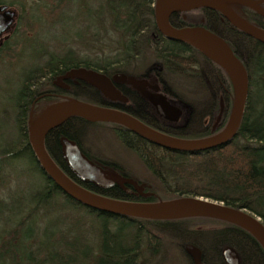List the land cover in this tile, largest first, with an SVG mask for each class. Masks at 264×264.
<instances>
[{
	"label": "trees",
	"instance_id": "trees-1",
	"mask_svg": "<svg viewBox=\"0 0 264 264\" xmlns=\"http://www.w3.org/2000/svg\"><path fill=\"white\" fill-rule=\"evenodd\" d=\"M257 1L264 8V0ZM64 2V8L79 6L78 13L83 16L80 23L86 22L84 31L93 30L95 44L104 38L99 31L105 26L118 34L117 42L111 41L116 46H109L116 53L110 57L101 52L102 56L93 60L69 50L63 56L49 55L43 64L22 63L25 65L20 77L11 88L12 93L5 97V107L9 110L6 116L9 114L13 120L7 118L9 123L1 122V125H13L19 138L8 145L0 144V207H8L10 213L20 218L0 221L9 224L0 233V264H166L171 246L183 255L187 264H194L185 250L187 245L196 248L205 264H224L221 251L225 246L238 252L242 264H264L260 242L237 224L210 215L145 218L100 211L65 194L43 172L25 137L28 125L35 121L36 109L42 106L43 112L69 99L96 104L101 101L98 91L81 79L70 90L58 86L54 79L69 69L82 66L107 74L123 72L133 78L149 74L152 82L161 85L187 113L184 118L189 116L187 127L169 128L178 138L199 134L207 137L221 131L233 104V81L229 73L202 50L165 37L156 23L155 0ZM234 5L230 6L234 12L264 29L263 16L242 3ZM76 20L80 19L64 18L65 23L71 21L74 26ZM168 20L176 28L198 27L220 37L245 67L247 96L235 136L219 146L183 150L143 138L136 142L126 130L112 129L122 145L143 160L150 176L134 180L126 169H120L137 182L140 191L97 193L136 202L203 197L231 208H243L264 224V43L229 23L217 9L207 6L171 13ZM19 21L17 16L14 33ZM84 88L92 94L84 93ZM216 113L222 114L219 123L215 120ZM202 114L206 118L212 116L206 128L200 126ZM94 125L97 124L71 117L61 132L55 129L46 134L47 153L53 161L63 164L58 150L59 136L81 147L84 143L81 131ZM18 159L25 160L26 170L33 175L34 188L24 189L21 203L11 208L17 202L10 191L9 165ZM84 186L97 190L87 183ZM36 215L43 221H33ZM52 218L55 221H49Z\"/></svg>",
	"mask_w": 264,
	"mask_h": 264
},
{
	"label": "water",
	"instance_id": "water-1",
	"mask_svg": "<svg viewBox=\"0 0 264 264\" xmlns=\"http://www.w3.org/2000/svg\"><path fill=\"white\" fill-rule=\"evenodd\" d=\"M225 1L242 3L264 17V8L257 0H156L154 4L156 23L160 32L170 39L185 41L205 52L216 63L229 73L233 81V104L228 121L224 128L211 136L199 139H186L168 136L149 128L136 118L124 112L92 104L83 100L69 99L56 106L47 116L43 115L30 125L29 139L34 156L43 172L53 179L58 187L70 197L85 205L108 213L145 217V218H174L187 215H210L237 224L249 231L264 249V224L259 217L251 212L239 208L225 206L221 202L197 196H182L172 199H163L153 202H136L110 198L94 193L76 183L67 175L49 156L44 145V135L51 129L61 125L72 116H80L87 121H108L123 124L148 140L170 149L197 150L206 147L219 146L228 143L235 136L239 126L241 114L247 96V73L243 64L238 60L232 48L220 37L202 28H174L168 22L171 13L186 11L198 6H207L217 9L223 17L238 29L264 43V29L248 22ZM16 11L5 6H0V31L14 24ZM203 31L210 41L201 40L190 32ZM67 77L81 79L99 88L104 94L120 96V92L112 85V81L125 80L123 74H116L111 79L105 74L84 67L72 68L56 80L60 82ZM55 80V83L57 82ZM112 80V81H111ZM146 80H133L132 84L140 88L144 95L156 106L157 112L170 119H177L181 110L165 101L162 95L149 93L144 90ZM157 90L158 88H154ZM70 168L74 172L89 173L91 167L74 151L70 144L67 147ZM109 180L121 185L130 180L118 176H110ZM190 206L193 211L181 214H163L158 212L164 209ZM194 261V264H204L200 260L199 252L192 245L185 248ZM225 264H240L238 252L231 246L222 249Z\"/></svg>",
	"mask_w": 264,
	"mask_h": 264
},
{
	"label": "rangeland",
	"instance_id": "rangeland-1",
	"mask_svg": "<svg viewBox=\"0 0 264 264\" xmlns=\"http://www.w3.org/2000/svg\"><path fill=\"white\" fill-rule=\"evenodd\" d=\"M64 1L66 0H4L6 4H11V6L14 7L20 21L14 37L11 38V42L14 44L10 45V48L0 51L1 145H8V143L17 141L19 138V134L15 127L13 128V125H1V122L9 123L6 120L7 118H9L10 122L13 120V118H10L9 114L8 117L6 116V113L9 110L5 107V104L7 103L5 97L12 93L11 88L16 85V82L20 77V71L25 65L22 63L32 62L35 65L43 64L49 55L55 54L63 56L69 50H71L76 56L93 60L102 56L101 52L104 53V56L110 57L116 53L111 48L116 45L111 44V41L116 39L115 41L117 42L118 34H115L110 27L105 26L104 30L99 31L104 38L102 41L95 44L92 38L93 30L89 31L88 28L84 31L83 28L85 27L84 24L86 22L84 21L83 23H80L83 16L81 13H78L79 6L73 4L70 7L64 8ZM225 2L233 7L236 3L233 1ZM66 16L76 17L80 20H76L74 26L71 21L65 23L64 18ZM66 25L68 27L70 25L69 32L67 31ZM19 53L23 54V56H20ZM83 91L84 93L92 94L88 88H84ZM56 104L48 107L43 112L42 110L44 107L40 109L42 107L40 106L34 112L33 117L37 120L43 115L47 116L48 113L54 109L52 107L56 106ZM186 115L187 113L185 112L184 116ZM220 116L221 114L218 117ZM110 127L111 126L107 124L87 126L85 131H81V138L84 141L85 146L101 157V159H109V161L114 160L120 167H124V169L135 178L134 180L148 178L150 174L148 173L143 160H140L134 151H130L128 148L124 147ZM14 162L15 164L9 165L10 175L8 178L11 182L10 191L12 198L17 203H15L14 206L11 205V208L18 206V203H21L22 199H20V197H23L22 195L25 194L24 189L26 191L34 188L32 186L33 175L26 170L27 164L25 160L18 159ZM136 183L137 182H135V184ZM8 209L9 208L5 206L0 207V221H18L20 215H16L13 212L10 213ZM40 220H42V218L39 215H36L33 218V221ZM49 221H55V218H52ZM8 227L9 224L5 225L0 222V233L2 230L6 228L8 229ZM168 251L166 264H187L183 255L179 253V251H176L173 246H171Z\"/></svg>",
	"mask_w": 264,
	"mask_h": 264
},
{
	"label": "flooded vegetation",
	"instance_id": "flooded-vegetation-1",
	"mask_svg": "<svg viewBox=\"0 0 264 264\" xmlns=\"http://www.w3.org/2000/svg\"><path fill=\"white\" fill-rule=\"evenodd\" d=\"M0 6H5L7 8L15 10L14 7L11 6V4H6L4 2V0H0ZM16 17H17V12H16V15L14 17V24L10 25L9 27H7L3 31H0V50L8 49L11 47L10 45L14 44L13 42H11V38H13L14 34H15L14 33V27H15V23H16ZM168 22H169V20H168ZM174 28H176V27H174ZM195 28H197V27H195ZM178 29H180V28H178ZM80 67H82V66H80ZM69 70L59 74L58 76H56L54 81L59 76L66 74ZM96 71L105 74L110 79L116 74H123L126 77V79L125 80H118V81H112L111 80L112 85L120 92V96H115V95L110 96L108 94H104L99 88L88 83L89 85H91V87L93 89L95 88L98 91V93L100 95V99H101L99 104H96V103H92V104H96V105H100L103 107L115 109V110L124 112L126 114H129L132 117L136 118L138 121L142 122L144 125L148 126L149 128L154 129L156 131H159V132L166 134L168 136H173V137H176V136H174L172 133H170L169 128H173L174 126L175 127H182V126L185 127L187 125V122H189V116L187 117V119L184 118L185 114H184L182 107L179 106L177 103H175L169 97L166 90L161 85H157V84L153 83L152 80L149 78V74L143 75V77L133 78V77H130L129 75H127L126 73H123V72H114L111 74H107L101 70H96ZM142 79L147 81V83L144 85V90L146 92H149L152 94L155 93L156 95H162L165 98V101L167 103L172 104L181 110V114L179 115V117L177 119H170L168 117H165V116L159 114L157 112L156 106L144 95L142 90L140 88H137L136 86H134L132 84L133 80H142ZM78 80L79 79L67 77L65 79H62L60 82H58L56 80L57 81L56 84L60 87H63L65 89L70 90L72 88L71 86L74 84H77ZM154 88H158V89L155 90ZM89 103H91V102H89ZM76 117H79L82 120H85L84 118H82L80 116H76ZM211 117L212 116H208L206 118L205 114H202V117L200 120V126H203L204 128H206L208 122L211 121ZM215 118H216L215 120L218 119L216 121V123L217 122L219 123L220 119H222V114L220 117H218V114L216 113ZM67 120L65 122H63L61 125L49 130L48 132L55 130V129H57L58 131L61 132L62 128L65 127L64 125L67 122ZM85 121L88 123H91V124H103V125L107 124V125H110L111 126L110 128L113 130H115V129L126 130L127 133L130 136H132L136 142L141 141L142 138L147 140V141H150L147 138L143 137L142 135L138 134L137 132L133 131L132 129H130L129 127H127L123 124H119V123H115V122H108V121H94V122L87 121V120H85ZM29 131H30V127L28 125L26 132H25V137L27 139L26 143L29 145V148L31 149L30 139H29ZM46 134L44 135V141L46 138ZM212 135H214V134H212ZM204 137H206V136H204ZM204 137H203V135L199 134L196 137L188 138V139H199V138H204ZM70 144L74 147V151H76L78 153V155L82 158V160L91 167V171L89 173H83L82 171H78L76 173L70 168V163L68 160L69 155L67 153V147ZM58 150H59L60 157L62 159L63 164H60L56 161H54V162L67 175H69L76 183H78L80 186L85 188V186H84L85 183L90 184L91 186L94 187V189H97V190H90L94 193H97L100 190L101 191L119 190V191L123 192L124 194L134 193V192L140 191L139 187L136 186L137 183L135 184L134 180L131 177H129L126 173H124L123 171L120 170V169L123 170L124 167H120L119 164H117L114 160L109 161V159L108 160L101 159V157H99L92 150H90L87 146H85L84 143L80 147L73 141H66L65 142L62 135H60L59 139H58ZM110 176H118V177L127 178L130 180V183L122 182V184L119 185L116 182L109 180ZM87 190H89V189H87ZM221 257H222V260L224 262L222 251H221ZM239 259H240V256H239ZM224 264H225V262H224ZM240 264H242L241 259H240Z\"/></svg>",
	"mask_w": 264,
	"mask_h": 264
},
{
	"label": "bare ground",
	"instance_id": "bare-ground-1",
	"mask_svg": "<svg viewBox=\"0 0 264 264\" xmlns=\"http://www.w3.org/2000/svg\"><path fill=\"white\" fill-rule=\"evenodd\" d=\"M192 35H194V37L201 39V40H207L210 41V38L207 37V35L203 32V31H193L190 32ZM194 208L190 207V206H180V207H176V208H169V209H164L159 211L158 213L160 215L163 214H181V213H188L190 211H193Z\"/></svg>",
	"mask_w": 264,
	"mask_h": 264
}]
</instances>
